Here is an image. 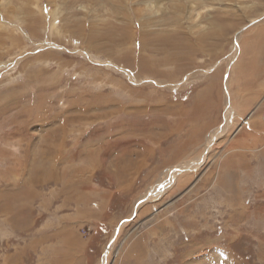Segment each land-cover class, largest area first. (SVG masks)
Wrapping results in <instances>:
<instances>
[{"label": "rangeland", "instance_id": "obj_1", "mask_svg": "<svg viewBox=\"0 0 264 264\" xmlns=\"http://www.w3.org/2000/svg\"><path fill=\"white\" fill-rule=\"evenodd\" d=\"M80 243L68 264H264V0H0V264Z\"/></svg>", "mask_w": 264, "mask_h": 264}, {"label": "bare ground", "instance_id": "obj_2", "mask_svg": "<svg viewBox=\"0 0 264 264\" xmlns=\"http://www.w3.org/2000/svg\"><path fill=\"white\" fill-rule=\"evenodd\" d=\"M237 42L239 41L240 37L238 36L237 38ZM232 107H231V103L228 101V105H227V108H226V119H227V122L225 123V125H228L229 124V120H231V116H232ZM127 113V112H126ZM255 113H250L248 115V119L251 120L252 117L254 116ZM132 115V114H131ZM235 117V115H234ZM125 118V117H124ZM233 118V117H232ZM226 130V127H223L221 130H217L214 135L212 136V138L210 139V141L208 142V146H207V149L205 150V156H201L197 161H193L192 163H188V165L186 164L185 166H181L179 168H175L174 170H179L178 172L174 171L173 169L169 171V173H173L171 175V177H168L167 179V175L163 177V179L161 181L158 182V184L156 186H154V188H150V190H148L144 196H142L141 199H139V201L136 203L137 207L135 208V213H137V211L139 212V209H141V207H143L147 202L149 201H153V200H149L147 197H149V195H151V197H154L156 194L159 196L161 193H163L165 190H167V188L169 186H172L173 183H175V178L178 177L179 175L181 174H184L186 172H189V171H194L198 165H201V162L200 161H203V159H205V157L210 153L211 149H212V146L214 145V142L217 141V138L222 134L224 133V131ZM240 131V130H239ZM215 137V139H214ZM214 139V140H213ZM207 153V154H206ZM170 178V179H169ZM165 189V190H164ZM164 190V191H163ZM164 194V193H163ZM154 195V196H153ZM159 197H157L158 199ZM148 199V200H147ZM143 200V201H142ZM156 201V200H155ZM143 203V204H142ZM149 222V221H147ZM143 225V224H142ZM145 226L148 227V224H144ZM150 225V224H149ZM113 244L111 245V247L107 250L106 254H105V258L104 259H108V254H111L110 252L113 251ZM120 252V248L116 251L115 253V257L117 256V254H119ZM107 263V262H106ZM106 263H103V264H106Z\"/></svg>", "mask_w": 264, "mask_h": 264}, {"label": "crops", "instance_id": "obj_3", "mask_svg": "<svg viewBox=\"0 0 264 264\" xmlns=\"http://www.w3.org/2000/svg\"><path fill=\"white\" fill-rule=\"evenodd\" d=\"M79 246L80 247H76L75 248L76 252H74V255L72 253H69L71 255H70L69 258L67 257L65 259L64 264L65 263L68 264V263L74 262L75 259H80L81 260V258L84 259L86 257V255H85V251H86V248L85 247L86 246H84L82 243H80ZM82 262H84V261L82 260Z\"/></svg>", "mask_w": 264, "mask_h": 264}, {"label": "built area", "instance_id": "obj_4", "mask_svg": "<svg viewBox=\"0 0 264 264\" xmlns=\"http://www.w3.org/2000/svg\"><path fill=\"white\" fill-rule=\"evenodd\" d=\"M90 232V230H87L86 232H84L86 235H88V233Z\"/></svg>", "mask_w": 264, "mask_h": 264}]
</instances>
